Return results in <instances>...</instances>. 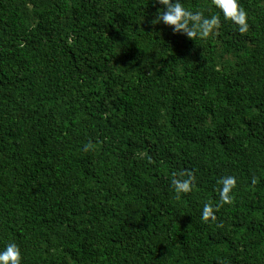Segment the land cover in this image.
<instances>
[{
	"label": "trees",
	"instance_id": "1",
	"mask_svg": "<svg viewBox=\"0 0 264 264\" xmlns=\"http://www.w3.org/2000/svg\"><path fill=\"white\" fill-rule=\"evenodd\" d=\"M181 2L218 15L214 35L153 26L155 0H0V250L264 264V0H239L244 34L212 0Z\"/></svg>",
	"mask_w": 264,
	"mask_h": 264
},
{
	"label": "clouds",
	"instance_id": "2",
	"mask_svg": "<svg viewBox=\"0 0 264 264\" xmlns=\"http://www.w3.org/2000/svg\"><path fill=\"white\" fill-rule=\"evenodd\" d=\"M162 7L155 13L151 23L158 26L161 23L170 27L174 35H183L190 40H205L214 35L220 27L218 15L206 18L202 12L188 10L181 0H155ZM212 5L223 14L226 21L238 26L241 34L249 31L248 14L240 6L239 0H212ZM177 194L189 193L194 186L193 178L177 179L171 181ZM219 198L223 203H231V193L236 187V178L226 176L219 181ZM255 183V180H253ZM215 219L213 208L206 204L202 211V219L208 221ZM23 257L21 249L15 244L6 245L0 250V264H22Z\"/></svg>",
	"mask_w": 264,
	"mask_h": 264
}]
</instances>
